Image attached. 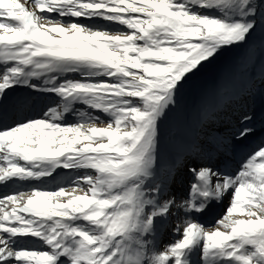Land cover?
I'll use <instances>...</instances> for the list:
<instances>
[{"label":"snow or ice","instance_id":"1","mask_svg":"<svg viewBox=\"0 0 264 264\" xmlns=\"http://www.w3.org/2000/svg\"><path fill=\"white\" fill-rule=\"evenodd\" d=\"M258 32L264 45V0H0V186L58 169L72 185L0 195V264H264V140L235 171L187 166L179 199L178 170L159 165L188 82ZM21 88L57 106L9 116L30 99Z\"/></svg>","mask_w":264,"mask_h":264},{"label":"rangeland","instance_id":"2","mask_svg":"<svg viewBox=\"0 0 264 264\" xmlns=\"http://www.w3.org/2000/svg\"><path fill=\"white\" fill-rule=\"evenodd\" d=\"M261 72L264 73V45L258 32L248 48H233L225 52L184 88L179 107L162 126L159 152L162 174L174 166L178 170L172 186L178 199L187 196L194 179L187 166L193 163L211 164L213 160L217 162L212 165L229 161L237 163L236 159L246 155L231 157L234 151L230 141L241 126V117L245 113L252 115L253 104L260 99L259 94L264 90V74L262 76ZM228 117L233 122H228ZM228 129L231 131L228 132ZM222 157L226 159L222 160ZM65 186L72 185L68 182ZM201 222L206 225L214 223ZM174 223L175 218L161 228L158 237L161 249L176 239ZM193 259L199 264L198 256Z\"/></svg>","mask_w":264,"mask_h":264},{"label":"bare ground","instance_id":"3","mask_svg":"<svg viewBox=\"0 0 264 264\" xmlns=\"http://www.w3.org/2000/svg\"><path fill=\"white\" fill-rule=\"evenodd\" d=\"M21 2H23V0H21ZM85 22L87 23V21H85ZM37 83L41 87H43V84H41L42 82L37 81ZM22 90H23V88L18 89L14 93V96L30 97V99L28 100V102L26 104L17 106L15 110H13L11 106H9V108H8L9 116L12 115L13 111H15V113L17 115H20V110H22V109H25L26 111H24V112H27V113H21L23 115H38L46 107L51 106L54 103L53 101L55 99H58L55 96H49V95L40 94V93H36L39 96L33 97V96L28 95L30 93H27V94L21 93ZM259 109H260V107L257 108V111ZM76 118L77 117L74 116L73 120H75ZM70 119H72V117H70ZM254 127L256 129V134L254 137H252L250 140H248L245 145L237 146V142L232 141V145H233L235 151H237V152L248 151L250 149V147H249L250 145L254 146L258 139H262L264 137V129L259 127V126H254ZM241 159L242 158H240V160ZM240 160H239V162H240ZM227 165H228L230 170H236L235 168H233V166L231 164H227ZM57 173H58V175L54 174L55 180H53L52 178H48V180L51 181V183H49L47 185H45L41 181L16 182L11 188L0 186V193L11 192L14 189L24 190V189H26V187H30V186L32 187V185H39V187H54L57 184H67L69 182V177H70L71 173H69L68 170L58 169ZM220 212H221V210H220ZM203 218L206 222H211V221L215 220V216H203Z\"/></svg>","mask_w":264,"mask_h":264}]
</instances>
